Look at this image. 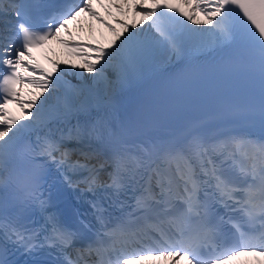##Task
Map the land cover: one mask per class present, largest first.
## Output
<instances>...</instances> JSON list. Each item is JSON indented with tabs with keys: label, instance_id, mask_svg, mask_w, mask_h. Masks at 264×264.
Masks as SVG:
<instances>
[{
	"label": "snow or ice",
	"instance_id": "snow-or-ice-1",
	"mask_svg": "<svg viewBox=\"0 0 264 264\" xmlns=\"http://www.w3.org/2000/svg\"><path fill=\"white\" fill-rule=\"evenodd\" d=\"M111 3L139 19L114 17L117 30L93 0H69L41 27L39 5H15L18 23L11 36L0 37V235L27 252L55 249L60 264H134L161 257L170 264H229L239 256H264V0ZM82 14L103 23L112 39L93 44L60 37ZM51 39L69 45L81 62L53 60L51 71L33 63L31 49ZM212 52L220 54L215 65L221 71L241 61L259 73L260 135L235 129L207 135L191 126L179 139L126 146L102 114L105 99L157 63L190 62ZM24 83L38 91L22 97L16 85ZM12 102L20 115L9 111ZM94 142L107 149L104 159ZM48 163L68 183L79 175L84 191L95 195L103 189L114 203L122 204L120 196L131 191L132 203L113 218L95 199L89 201L99 228L80 246L79 233L55 214L30 228L12 204L48 211L41 190Z\"/></svg>",
	"mask_w": 264,
	"mask_h": 264
},
{
	"label": "bare ground",
	"instance_id": "bare-ground-1",
	"mask_svg": "<svg viewBox=\"0 0 264 264\" xmlns=\"http://www.w3.org/2000/svg\"><path fill=\"white\" fill-rule=\"evenodd\" d=\"M106 2L110 1V5H112L111 0H105ZM131 2V0H129V3ZM98 13L100 14V16L108 21L110 24L113 25L114 28H116L117 30H120L121 25L119 23H117L116 19H114V17H118L120 20H127L129 23H131V21L135 18V19H139V17H134L133 13L131 11V9H129V11L127 13H124L121 10H118L112 6H108V7H104L101 11H98ZM94 21L95 19L90 17V25H89V29L86 30L84 32L85 37L83 38H79V37H75L76 40L78 41H88L91 42L93 44H107L113 37V33L101 22L95 20V23L91 22ZM93 30L95 31V33H93ZM108 36V38H107ZM62 56H64V52L61 53ZM76 57L79 58L80 62H81V57L77 56ZM65 58V56H64ZM68 58V57H66ZM88 74L84 73V77H87ZM67 80H70L71 82H73L74 80H76V77L71 75V74H67ZM90 81V79H88ZM91 82V81H90ZM243 260H248L253 262L252 257L249 256H242Z\"/></svg>",
	"mask_w": 264,
	"mask_h": 264
}]
</instances>
